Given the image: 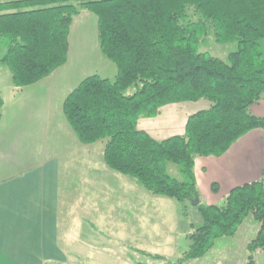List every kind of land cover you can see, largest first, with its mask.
Returning <instances> with one entry per match:
<instances>
[{"label":"trees","instance_id":"1","mask_svg":"<svg viewBox=\"0 0 264 264\" xmlns=\"http://www.w3.org/2000/svg\"><path fill=\"white\" fill-rule=\"evenodd\" d=\"M83 9L95 14L101 52L117 72L89 74L68 93L69 124L82 143L104 142L109 168L176 199L187 216L199 195L195 159L221 155L247 132L264 129V115L251 111L264 98V0H0V62L13 85L33 84L67 62L71 26ZM211 35L236 48L226 58L199 50ZM201 99L210 106L188 117L183 134L156 138L138 126L166 104ZM3 106L0 97V119ZM170 162L180 177L167 171ZM193 206L198 222L190 223L188 249L175 260L153 255L160 264L203 257L250 214L259 229L244 264H256L264 249L262 180L234 186L222 204Z\"/></svg>","mask_w":264,"mask_h":264},{"label":"crops","instance_id":"2","mask_svg":"<svg viewBox=\"0 0 264 264\" xmlns=\"http://www.w3.org/2000/svg\"><path fill=\"white\" fill-rule=\"evenodd\" d=\"M67 62L27 86L13 85L11 75L0 74V85L4 78H10L2 86L9 91V99L16 104L23 102L20 107H6L2 97L0 264H111L101 258L100 247L115 235L100 231L89 219L77 231L68 217L63 222L61 216V191L66 182L63 176L75 167H84L109 180L112 174L103 159L104 142L100 141L99 149L93 147L97 142L82 143L63 112L65 97L79 83L70 85L73 77L59 71ZM29 91L40 92V96L30 99H36V107H26L24 98ZM55 94L62 99L61 107H52ZM210 104L206 99L169 103L160 108L157 116L139 118L138 126L156 138L183 134L188 117ZM195 175L200 201L206 204H218L231 188L244 182H264V129L247 132L221 155L198 156ZM243 226L244 223L233 238L239 236ZM140 241L131 228L129 238L117 240L125 249L114 245L106 249V254L131 258L134 250L143 249ZM244 242L247 245L249 240Z\"/></svg>","mask_w":264,"mask_h":264},{"label":"rangeland","instance_id":"3","mask_svg":"<svg viewBox=\"0 0 264 264\" xmlns=\"http://www.w3.org/2000/svg\"><path fill=\"white\" fill-rule=\"evenodd\" d=\"M236 48L235 42H217L211 35L200 43L199 50L208 51L213 55L226 58L231 50ZM67 64L59 71L70 80V85L77 84L84 77L92 73H99L104 77H114L117 67L114 62L103 55L98 41L97 18L88 9H83L76 16L71 26L69 36V55ZM0 74L11 75L6 64L0 62ZM3 79L0 85V97L6 100V107H20L9 99V91L3 89ZM2 81V79H1ZM5 87V86H4ZM134 87H129L126 92H132ZM40 92L29 91L24 98L26 107H36V99ZM61 97L54 95L52 107H61ZM41 100V105H43ZM255 105V104H254ZM251 107L254 113L264 114V98ZM252 135V134H249ZM102 141V140H100ZM94 144V149L101 147V142ZM111 169V168H110ZM112 171L110 180L107 177H97L86 168L75 167L65 177L62 187V219L74 223L77 231L83 229L87 219L94 222L100 231L112 233L115 237L106 240L100 247V256L111 264H160L162 258L153 255L159 254L167 259H177L188 249L190 240L189 232L193 228L190 223L198 222V210L188 204V215L182 211V205L174 198L149 193L138 186L130 177ZM167 171L180 177L178 166L168 163ZM162 199V200H161ZM224 199L219 201L222 204ZM244 226L238 237H223L217 240L215 247L204 258L192 259L188 264H244L248 261L249 251L245 240L254 238L259 229L258 221L250 214L244 220ZM77 225V226H75ZM131 228L136 237H140L142 250L132 252L131 258L112 256L106 254L109 247H119V239L130 237ZM135 229V230H134ZM125 249V247H122ZM146 253H145V252ZM256 264H264V249L256 252ZM140 261V262H138Z\"/></svg>","mask_w":264,"mask_h":264},{"label":"water","instance_id":"4","mask_svg":"<svg viewBox=\"0 0 264 264\" xmlns=\"http://www.w3.org/2000/svg\"><path fill=\"white\" fill-rule=\"evenodd\" d=\"M200 201V197L199 195H196L192 200H191V203L192 205H197Z\"/></svg>","mask_w":264,"mask_h":264}]
</instances>
